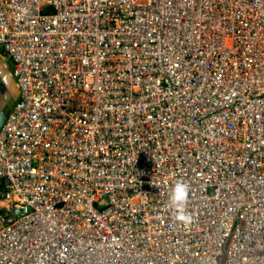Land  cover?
I'll return each mask as SVG.
<instances>
[{"label": "built area", "instance_id": "2783aa9c", "mask_svg": "<svg viewBox=\"0 0 264 264\" xmlns=\"http://www.w3.org/2000/svg\"><path fill=\"white\" fill-rule=\"evenodd\" d=\"M0 53V264H264V0H0Z\"/></svg>", "mask_w": 264, "mask_h": 264}, {"label": "water", "instance_id": "95a60500", "mask_svg": "<svg viewBox=\"0 0 264 264\" xmlns=\"http://www.w3.org/2000/svg\"><path fill=\"white\" fill-rule=\"evenodd\" d=\"M3 60L0 53V125L18 95L15 80Z\"/></svg>", "mask_w": 264, "mask_h": 264}, {"label": "clouds", "instance_id": "9594fccd", "mask_svg": "<svg viewBox=\"0 0 264 264\" xmlns=\"http://www.w3.org/2000/svg\"><path fill=\"white\" fill-rule=\"evenodd\" d=\"M188 194V185L183 181H177L170 194V203L175 208L177 218L180 220H187L188 217L184 212L185 201Z\"/></svg>", "mask_w": 264, "mask_h": 264}]
</instances>
